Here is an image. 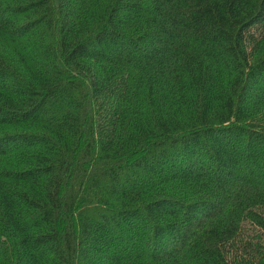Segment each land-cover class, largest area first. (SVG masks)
<instances>
[{"label":"trees","instance_id":"trees-1","mask_svg":"<svg viewBox=\"0 0 264 264\" xmlns=\"http://www.w3.org/2000/svg\"><path fill=\"white\" fill-rule=\"evenodd\" d=\"M0 264H264V0H0Z\"/></svg>","mask_w":264,"mask_h":264}]
</instances>
